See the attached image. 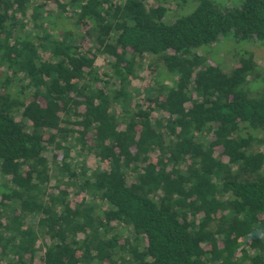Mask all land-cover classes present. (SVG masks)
<instances>
[{
  "label": "trees",
  "instance_id": "16d2710c",
  "mask_svg": "<svg viewBox=\"0 0 264 264\" xmlns=\"http://www.w3.org/2000/svg\"><path fill=\"white\" fill-rule=\"evenodd\" d=\"M169 1L0 0V264H264V0Z\"/></svg>",
  "mask_w": 264,
  "mask_h": 264
},
{
  "label": "rangeland",
  "instance_id": "374dc122",
  "mask_svg": "<svg viewBox=\"0 0 264 264\" xmlns=\"http://www.w3.org/2000/svg\"><path fill=\"white\" fill-rule=\"evenodd\" d=\"M175 1L176 0H170L168 3V7L170 8V17H172L173 19H176V17L178 16V14L180 12L182 13H186L192 10V8L195 5V1L194 0H188L186 2H183L182 0H177L181 3V6L178 7L180 8V11H178V8L175 5ZM176 1V2H177ZM219 3L224 2V0H216ZM55 6V4H51L49 7L53 8ZM73 19H70L69 21H67V23L70 26H73L72 23ZM237 38H235L233 36V38H227V37H222L218 42L206 47V48H199L198 51L199 53H206V51H210L213 55V57L215 59H217V61H219L220 63H222L224 65V67L226 68V72H230L233 68V66L238 64V57L240 56L239 54L242 53V51H245L246 49L252 50L253 54H254V60L259 64V71H261V74H259L258 76H256L250 83L251 86H253V88L256 89V92L258 93V95L264 94V45L261 44L259 41H257L254 38H251L249 40H240L237 41ZM241 49V51H238ZM46 56L48 55L47 53L45 54ZM99 61L102 63L103 62V58H99ZM154 64V63H153ZM145 66H147V63L145 62ZM156 65L154 64V66H150V67H143V69L141 70V73L143 75V79H139L136 80L138 85L140 86L146 82H151L152 80V76H153V69ZM150 68V69H148ZM156 72L159 71L158 69L155 70ZM166 72L164 71V74ZM166 75V74H165ZM166 77V76H163ZM142 83V84H141ZM136 86V85H135ZM16 119H20L19 113L17 112L15 114ZM50 150V149H49ZM47 154L51 155L52 152L48 151L46 152ZM92 163V165L95 167L97 165V162L95 160V158L91 157L89 159ZM103 166H105V164H101ZM71 191V199L72 200H79L80 196L74 194V192L70 189ZM39 259V256L37 257V260Z\"/></svg>",
  "mask_w": 264,
  "mask_h": 264
}]
</instances>
